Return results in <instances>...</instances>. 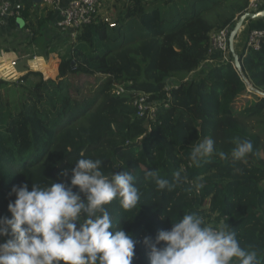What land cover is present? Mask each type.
Returning <instances> with one entry per match:
<instances>
[{
    "label": "trees",
    "instance_id": "obj_1",
    "mask_svg": "<svg viewBox=\"0 0 264 264\" xmlns=\"http://www.w3.org/2000/svg\"><path fill=\"white\" fill-rule=\"evenodd\" d=\"M247 3L127 0L115 12L114 27L99 21L80 30L53 78L28 71L12 86L0 83V216H11L13 185H50L81 156L90 157L102 160L105 175L130 171L136 177V208L123 209L118 198L105 205L113 227L137 242L132 264H148L144 236L154 238L187 213L214 227L226 221L241 247L256 250L264 264V97L243 79L264 93V36L257 50H246L253 26L241 28L240 71L229 48L227 61L208 54L210 33L231 30ZM20 12L29 17L27 7ZM51 17L52 11L35 15L24 28L35 37ZM8 24L21 30L15 18ZM118 86L124 94L115 93ZM139 94L153 113L137 115ZM205 138L216 151L197 167L189 154ZM237 139L251 140L253 151L243 161L221 160L218 153H230ZM147 170L172 187L158 190L145 178ZM176 171L184 182L173 184Z\"/></svg>",
    "mask_w": 264,
    "mask_h": 264
},
{
    "label": "clouds",
    "instance_id": "obj_2",
    "mask_svg": "<svg viewBox=\"0 0 264 264\" xmlns=\"http://www.w3.org/2000/svg\"><path fill=\"white\" fill-rule=\"evenodd\" d=\"M215 151L214 141L205 138L192 146L189 159L198 167ZM252 151L251 140L237 139L230 153L218 155L243 161ZM101 165L100 159L81 156L50 185L32 183L31 190L26 183L13 185L8 196L14 200L7 204L11 216H0V237H6L0 242V264H132L137 242L113 227L105 205L118 198L123 209L136 208L141 197L136 177L130 171L105 175ZM145 178L154 180L158 190L172 187L153 170ZM185 179L180 171L173 173V184ZM141 243L148 264H261L257 251L241 247L226 221L206 225L196 213L184 214L170 229L144 236Z\"/></svg>",
    "mask_w": 264,
    "mask_h": 264
},
{
    "label": "crops",
    "instance_id": "obj_3",
    "mask_svg": "<svg viewBox=\"0 0 264 264\" xmlns=\"http://www.w3.org/2000/svg\"><path fill=\"white\" fill-rule=\"evenodd\" d=\"M14 8L19 10L27 7L29 17L24 18V25L29 18L35 21V15L45 17L49 11L56 15V19L51 17L41 28L39 35L31 36L29 28L17 27L21 30H14L9 27L8 19L0 22V83L6 86H12L21 80V77L28 71H39L44 78H53L57 74L58 64L61 55L65 53L70 42L67 33H62L56 26V21L60 14L43 5L42 0H9ZM71 0H60L61 9L65 8ZM112 5V16L114 17V8L116 0H108ZM119 7L127 0H119ZM119 7L115 10L117 11ZM28 24V23H27ZM247 26H253V29H264V18L260 20L251 19L246 23ZM245 25V26H246ZM246 26V27H247ZM28 29V30H27ZM244 42V39L242 40ZM243 44V43H242ZM33 53H37L33 60ZM16 59V65L10 66V61ZM212 58L208 60L210 63ZM174 80L171 81L173 83Z\"/></svg>",
    "mask_w": 264,
    "mask_h": 264
},
{
    "label": "built area",
    "instance_id": "obj_4",
    "mask_svg": "<svg viewBox=\"0 0 264 264\" xmlns=\"http://www.w3.org/2000/svg\"><path fill=\"white\" fill-rule=\"evenodd\" d=\"M45 7L57 11L60 14L59 19L56 21L58 30L62 33H67L70 39H75L80 30L88 24L97 23L99 21L105 23L109 28L115 26V19L112 16V5L108 0H71L69 4L61 9L60 0H42ZM262 5V0H248L245 11L255 12L258 11ZM21 12L18 8H14L9 0H0V22L8 18H19ZM28 22L26 21V24ZM28 30V29H27ZM29 31V30H28ZM228 27H224L217 31H212L209 38L208 54L221 55L224 61H227L228 51ZM264 36V29H252L246 36L245 49L257 50L260 44V38ZM37 53H33V60H35ZM16 65V59L10 61V66ZM116 94H124V88L118 86L115 89ZM144 94H139L135 98L134 104L136 105V113L141 116L148 109L153 113L155 107L147 105ZM190 164V163H188Z\"/></svg>",
    "mask_w": 264,
    "mask_h": 264
},
{
    "label": "water",
    "instance_id": "obj_5",
    "mask_svg": "<svg viewBox=\"0 0 264 264\" xmlns=\"http://www.w3.org/2000/svg\"><path fill=\"white\" fill-rule=\"evenodd\" d=\"M262 18H264V9L258 10L255 12L245 11L244 13H242L240 16H238L235 19V23H234L232 29L229 31L228 48H229V51H230L232 59H233V67L238 71L241 70V66H240L238 53L235 50V45H234L235 36L241 30L243 23L245 21H247V20L249 21L251 19H262ZM15 21H16L17 27L22 28L24 26V20L22 18H20V17L16 18ZM243 79H244L245 84L248 87L249 91H252L253 93H255L257 95L264 97L263 92L255 89V88H252L245 77Z\"/></svg>",
    "mask_w": 264,
    "mask_h": 264
},
{
    "label": "rangeland",
    "instance_id": "obj_6",
    "mask_svg": "<svg viewBox=\"0 0 264 264\" xmlns=\"http://www.w3.org/2000/svg\"><path fill=\"white\" fill-rule=\"evenodd\" d=\"M119 5H120V1L119 0H116V6H115V8H114V13H113V15L115 14V10L119 7ZM247 23V22H246ZM246 25V24H245ZM245 25L244 26H242V29H246V27H245ZM247 26V25H246ZM240 35H239V39H238V41H239V44H237L236 45V43H234V45H235V49H240V47H241V45H242V43H243V39H244V32H241L240 33V31L238 32ZM28 37H31V36H28ZM0 118H1V115H0ZM261 156H263V153L261 152Z\"/></svg>",
    "mask_w": 264,
    "mask_h": 264
}]
</instances>
